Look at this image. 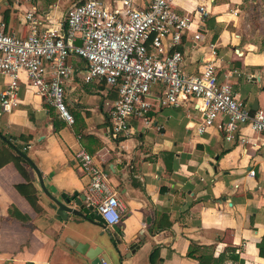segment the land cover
<instances>
[{"label": "crops", "instance_id": "1", "mask_svg": "<svg viewBox=\"0 0 264 264\" xmlns=\"http://www.w3.org/2000/svg\"><path fill=\"white\" fill-rule=\"evenodd\" d=\"M79 1L0 0V23L7 34L26 37L25 14L35 8L43 27L61 33L67 9ZM98 1L108 9L120 5V0ZM170 1L175 12L192 19L178 46L182 71L198 75L205 61H212L218 81H227L251 113L264 110V48L249 39L256 33L251 14L258 0ZM67 61L75 70L64 86L73 124L44 103L19 72V102L11 113L0 114V135L23 146L48 192L62 204L70 199L68 206L80 212L75 199L86 206L88 178L75 155L84 150L108 175L125 212L108 229L94 219V209L58 215L32 168L20 164L22 175L13 162L3 164L0 264H90L70 242L98 249L107 264H264L258 247L264 237V137L249 126H241L232 141L215 126L199 135L201 114L194 102L160 108L156 99L163 87L157 84L148 97L152 126L129 120L127 133L112 139L106 103L117 99L116 89L85 83V63L76 57ZM9 81L0 75V93ZM27 185L35 190L38 211L16 189Z\"/></svg>", "mask_w": 264, "mask_h": 264}, {"label": "built area", "instance_id": "2", "mask_svg": "<svg viewBox=\"0 0 264 264\" xmlns=\"http://www.w3.org/2000/svg\"><path fill=\"white\" fill-rule=\"evenodd\" d=\"M137 1L120 0V5L108 9L98 0H80L67 9L61 33L43 27L35 8L25 14L26 37L7 34L1 22L0 75L10 81L0 93V114L11 113L17 106L18 74L24 72L43 102L73 124L64 103V86L75 73L67 60L76 57L85 63V83L95 80L116 89L117 99L106 103L112 139L127 133L129 120L152 126L154 108L148 97L157 84L163 87L156 99L160 108L194 102L201 114L196 127L199 135L215 126L232 141L241 126H249L264 137V110L251 113L227 81H218L212 61H205L198 75L182 71L184 56L178 46L190 30L191 17L175 12L170 0H147L140 8ZM200 12L204 13L203 8ZM75 158L88 178L86 206L93 207L105 229L118 225L125 206L111 189L108 175L84 150ZM262 169L264 173V163ZM249 175L254 176V171Z\"/></svg>", "mask_w": 264, "mask_h": 264}, {"label": "water", "instance_id": "3", "mask_svg": "<svg viewBox=\"0 0 264 264\" xmlns=\"http://www.w3.org/2000/svg\"><path fill=\"white\" fill-rule=\"evenodd\" d=\"M78 44H80V42H78ZM0 139L4 142H6L7 144L11 145V143L6 139V137L0 135ZM14 151L21 156L23 159H25L27 161V163L30 165V167L33 169V171L35 172L38 181H39V185L41 187V190L43 191V193L49 198L51 199L55 205L58 207V211L57 214L63 216L64 213H70L73 215H79L81 216L82 213L84 214H89L90 211H93V207L92 206H85L83 205L82 201L80 199H75V204L79 207V210H82L83 212H80L72 207L68 206V203L70 202V199H66V204H62L60 201H58L56 198H54L46 189V187L44 186L43 183V179L41 174L39 173L37 167L33 164V162L29 159V157L22 153L19 152L17 149L13 148ZM83 201L85 202V197L83 196ZM96 214V216H94V219L99 221V223H101L103 226V221L101 220V218L99 217V215L94 212ZM70 244L75 247L76 251L78 253H80L81 255H85L87 257V259L90 261V264H103V262H105V264H107V260L103 257L102 260H100L98 258L99 255V251L98 249H90L88 247V245L85 244H79V243H75V242H70Z\"/></svg>", "mask_w": 264, "mask_h": 264}, {"label": "trees", "instance_id": "4", "mask_svg": "<svg viewBox=\"0 0 264 264\" xmlns=\"http://www.w3.org/2000/svg\"><path fill=\"white\" fill-rule=\"evenodd\" d=\"M255 14V13H254ZM254 14H251L254 17ZM6 139L9 141V137H6ZM18 140H20L21 142H28V139H25L24 137H19ZM11 143V145L7 144L6 142L2 141L0 139V167L3 164H6L8 162H13L15 164V166L17 167V169L21 172L22 175H25V169L20 165H24V167L27 168H31L30 165L27 163V161L25 159H23L21 156H19L13 148L17 149L19 152L24 153V147L21 146L20 144H16L14 145V143H12L11 141H9ZM24 188H26L27 190H25ZM16 189L18 190V192L24 196L27 201L31 204V206L35 209V211H38V209L36 208V195H35V190L31 185H27V186H16ZM32 194V196H31ZM259 250H260V255L263 256L264 255V237L262 238L261 242L258 244ZM200 262L204 263V260H200ZM243 264V263H241Z\"/></svg>", "mask_w": 264, "mask_h": 264}, {"label": "rangeland", "instance_id": "5", "mask_svg": "<svg viewBox=\"0 0 264 264\" xmlns=\"http://www.w3.org/2000/svg\"><path fill=\"white\" fill-rule=\"evenodd\" d=\"M256 8L254 11V22L256 33L249 37L250 41H253L259 45L260 49L264 48V0H258L257 3L253 4ZM251 11V10H250Z\"/></svg>", "mask_w": 264, "mask_h": 264}]
</instances>
